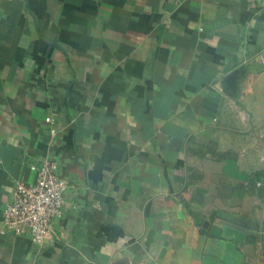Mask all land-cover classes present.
<instances>
[{
  "label": "crops",
  "instance_id": "1",
  "mask_svg": "<svg viewBox=\"0 0 264 264\" xmlns=\"http://www.w3.org/2000/svg\"><path fill=\"white\" fill-rule=\"evenodd\" d=\"M45 159L39 245L1 230ZM0 264H264V0H0Z\"/></svg>",
  "mask_w": 264,
  "mask_h": 264
},
{
  "label": "built area",
  "instance_id": "2",
  "mask_svg": "<svg viewBox=\"0 0 264 264\" xmlns=\"http://www.w3.org/2000/svg\"><path fill=\"white\" fill-rule=\"evenodd\" d=\"M47 122L52 123L53 118L48 117ZM59 169L57 161L48 159L32 166L35 180L18 183L12 201L4 209L3 234H29L35 244H44L53 233L54 220L63 212L64 194L69 187Z\"/></svg>",
  "mask_w": 264,
  "mask_h": 264
},
{
  "label": "water",
  "instance_id": "3",
  "mask_svg": "<svg viewBox=\"0 0 264 264\" xmlns=\"http://www.w3.org/2000/svg\"><path fill=\"white\" fill-rule=\"evenodd\" d=\"M244 71V68L236 69L225 78L224 82L232 93H236L238 88V80L240 76L244 74ZM212 233L218 235L220 233V229L214 226L212 227Z\"/></svg>",
  "mask_w": 264,
  "mask_h": 264
}]
</instances>
